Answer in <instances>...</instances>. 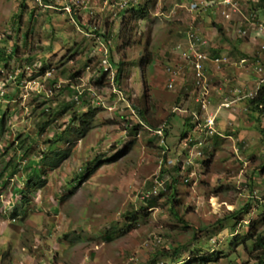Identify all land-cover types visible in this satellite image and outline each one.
<instances>
[{"label":"rangeland","instance_id":"obj_1","mask_svg":"<svg viewBox=\"0 0 264 264\" xmlns=\"http://www.w3.org/2000/svg\"><path fill=\"white\" fill-rule=\"evenodd\" d=\"M232 1L0 0V264H256L264 1ZM190 29L228 58L204 69L206 108Z\"/></svg>","mask_w":264,"mask_h":264},{"label":"built area","instance_id":"obj_2","mask_svg":"<svg viewBox=\"0 0 264 264\" xmlns=\"http://www.w3.org/2000/svg\"><path fill=\"white\" fill-rule=\"evenodd\" d=\"M232 0H223L224 6L230 5L232 3ZM229 16V15H227ZM207 40L204 36H202L197 31L190 29L187 32V54L186 58L190 61L193 74L195 76V85L198 87L197 90H200L199 92V102H201V108H206V105H209V96L206 95V93L209 92L208 85H207V78L204 73L205 69V63L211 62L212 64L219 66L220 64H224L228 62V58L225 56L222 57H211L210 55H207L205 52ZM103 59V67L105 70L109 68L110 65H106L108 59L106 56ZM254 71L258 77V81L256 84V87L253 91L249 92L246 96L251 97L254 95L256 90L258 89L259 85L264 83V67L261 65H255ZM174 81V77L171 78V82L169 83V86H172V82ZM206 95V96H205ZM232 102L230 101H224L221 103V107H228L231 105ZM215 124V116H208L205 124L203 125L206 129H211L214 127Z\"/></svg>","mask_w":264,"mask_h":264},{"label":"trees","instance_id":"obj_3","mask_svg":"<svg viewBox=\"0 0 264 264\" xmlns=\"http://www.w3.org/2000/svg\"><path fill=\"white\" fill-rule=\"evenodd\" d=\"M133 8H131L130 12H131V16L133 19H136V15H139L140 18H145L147 15L146 10H144V7L141 6H131ZM2 61V59H0V62ZM246 108L249 112L251 113H257L258 114V118H260L261 116H264V83L260 84L258 89L256 90V92L254 93L253 96L247 98L246 101ZM4 116V112L0 113V122L2 120ZM259 120V119H258ZM60 156V153H53L51 156H49L48 158H44L42 162L46 161V162H54L55 160H57V163L59 162L58 158ZM57 163H55V165H57ZM30 168H31V174L33 175H38L40 172V168L38 169V161L37 160H33L30 161ZM176 170H178V168H175ZM164 172V170H162V173ZM30 176V175H29ZM165 187L166 189H171L172 191V200L174 198V193L176 192V188L173 184V181L171 180L169 183L165 182ZM172 202V201H171ZM248 204V203H246ZM247 207V205L244 207V209ZM170 208H173V205L170 206ZM174 214L175 213L174 211ZM262 219L264 220V213L262 215ZM253 237V246L251 247V254L253 256V259L256 261V264H264V232H257L254 233ZM169 252H173L175 256L178 257V255L180 254V250L171 247L170 249H165ZM198 260H202L201 258ZM197 260V261H198ZM185 264H188L185 262ZM192 264V263H191Z\"/></svg>","mask_w":264,"mask_h":264},{"label":"crops","instance_id":"obj_4","mask_svg":"<svg viewBox=\"0 0 264 264\" xmlns=\"http://www.w3.org/2000/svg\"><path fill=\"white\" fill-rule=\"evenodd\" d=\"M257 1V0H256ZM263 1L264 0H262L261 1V3H256V5H258V7H257V11L259 12L263 7L260 5V4H262L263 3ZM258 2H259V0H258ZM264 12V11H263ZM208 63V62H207ZM207 63H205V69H207ZM211 63V62H210ZM257 76V75H256ZM257 81H258V78L256 79V84H257ZM226 83H222V88H224V90H225V88H227V89H229L228 91H230V92H232V95H234V97L235 98H233L230 102H234V100H239V94H238V88H240V87H237L238 85H235V84H232L231 86H227V85H225ZM207 85L209 86V84H208V81H207ZM256 87V86H255ZM255 87H254V89H255ZM253 89V90H254ZM221 91V89H217V93L216 92H214L213 93V95H210L209 96V100L211 99L210 97L212 96V101H215L216 100V98L217 97H219V92ZM226 91V90H225ZM235 101V102H236ZM238 104H240L239 102H237V103H235L234 105H238ZM239 106V105H238ZM238 106H236V107H238Z\"/></svg>","mask_w":264,"mask_h":264}]
</instances>
